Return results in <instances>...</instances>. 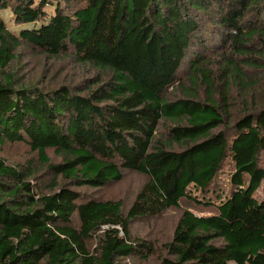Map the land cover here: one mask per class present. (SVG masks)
Instances as JSON below:
<instances>
[{
    "label": "trees",
    "instance_id": "16d2710c",
    "mask_svg": "<svg viewBox=\"0 0 264 264\" xmlns=\"http://www.w3.org/2000/svg\"><path fill=\"white\" fill-rule=\"evenodd\" d=\"M48 7L0 18V264H264V0H0Z\"/></svg>",
    "mask_w": 264,
    "mask_h": 264
},
{
    "label": "rangeland",
    "instance_id": "374dc122",
    "mask_svg": "<svg viewBox=\"0 0 264 264\" xmlns=\"http://www.w3.org/2000/svg\"><path fill=\"white\" fill-rule=\"evenodd\" d=\"M46 12H47V19L42 20L41 22L36 23V24H31V25H26V26L22 25L21 27L16 26L14 24V16L10 10H0V18H2L7 23V26H8L10 31H12L14 33H19L23 28H30V29L39 28L41 25L46 24V22H48L49 18L55 14V7H48L46 9ZM24 56H27V55H24ZM24 63L26 65V69L28 71L31 70L35 64H37L38 67L40 66V70L38 71V74L35 72V74H37L36 77H39L42 74L43 62H39L36 59H32V60L27 59L24 61ZM0 156H4L7 159H9L10 161H16V160L21 159L22 152L19 150L14 151V152L8 151L7 153L0 152ZM139 182H141V180L137 177L136 174H127L125 179L121 183L114 186L113 188H109L108 190L103 191L101 196L105 199H108V198H127L130 200L131 198H129L128 196H131L135 193V191L137 190V188L140 184ZM196 213L201 215V213H199L198 211ZM163 220H161V222H159V224H158V226H160V228L161 227L165 228V227H169V226L171 227V225H172V223H170L171 219H165V221H164L165 223H163ZM144 230H145V227H144Z\"/></svg>",
    "mask_w": 264,
    "mask_h": 264
}]
</instances>
